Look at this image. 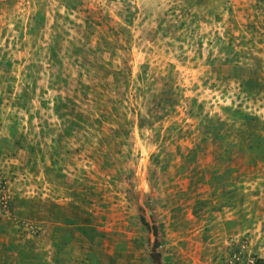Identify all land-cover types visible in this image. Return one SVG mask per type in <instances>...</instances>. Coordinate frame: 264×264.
Returning <instances> with one entry per match:
<instances>
[{
	"label": "rangeland",
	"instance_id": "obj_1",
	"mask_svg": "<svg viewBox=\"0 0 264 264\" xmlns=\"http://www.w3.org/2000/svg\"><path fill=\"white\" fill-rule=\"evenodd\" d=\"M0 264H264V0H0Z\"/></svg>",
	"mask_w": 264,
	"mask_h": 264
},
{
	"label": "trees",
	"instance_id": "obj_2",
	"mask_svg": "<svg viewBox=\"0 0 264 264\" xmlns=\"http://www.w3.org/2000/svg\"><path fill=\"white\" fill-rule=\"evenodd\" d=\"M151 258H152V261L153 262H155V263H158V257H157V255H151ZM156 258H157V260H156Z\"/></svg>",
	"mask_w": 264,
	"mask_h": 264
}]
</instances>
